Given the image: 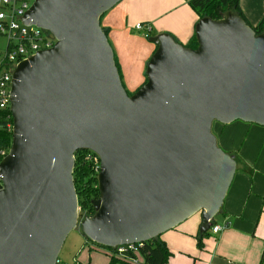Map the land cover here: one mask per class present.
Segmentation results:
<instances>
[{"label": "water", "instance_id": "water-1", "mask_svg": "<svg viewBox=\"0 0 264 264\" xmlns=\"http://www.w3.org/2000/svg\"><path fill=\"white\" fill-rule=\"evenodd\" d=\"M121 0H35L25 25L56 43L17 65L12 139L0 163V264H57L71 231L115 249L142 244L201 215L222 214L237 162L213 123L264 127V24L256 33L231 11L194 27L197 47L168 34L146 82L122 85L100 20ZM100 158L94 213L80 218L74 153Z\"/></svg>", "mask_w": 264, "mask_h": 264}, {"label": "crops", "instance_id": "crops-1", "mask_svg": "<svg viewBox=\"0 0 264 264\" xmlns=\"http://www.w3.org/2000/svg\"><path fill=\"white\" fill-rule=\"evenodd\" d=\"M188 2L121 0L103 15L100 25L107 32L121 82L126 90L134 93L145 82L146 65L156 49L148 38L168 34L183 46L189 42L200 18ZM238 2L247 23L252 27L257 26L264 16V0ZM136 24L147 27V33L137 31ZM252 126L240 121L226 126L213 123L212 131L217 145L229 154L236 153L248 171L241 169L235 173L223 201L222 214L218 216L221 222L214 220L215 225L224 229L215 235L209 231V235L202 241V248L198 247L201 226L199 213L159 237L171 254L166 264L260 263L264 250V154L262 158H255L254 164H251L246 156L248 149L241 150L243 144L239 142L246 135L248 141L255 140L253 151H256L264 138V129ZM77 232L80 237L69 245L63 261L59 262L58 258L59 264H110L111 258L106 251L88 243ZM138 259L139 264H142V259Z\"/></svg>", "mask_w": 264, "mask_h": 264}, {"label": "built area", "instance_id": "built-area-1", "mask_svg": "<svg viewBox=\"0 0 264 264\" xmlns=\"http://www.w3.org/2000/svg\"><path fill=\"white\" fill-rule=\"evenodd\" d=\"M34 2L35 0H0V36L6 41L5 55L0 58V122L12 119L10 91L13 72L17 65L29 60L40 51L53 48L56 43L55 38L48 32L34 25L24 24L23 18ZM135 29L147 33V27L142 24H136ZM6 128L12 132V124H6ZM9 150L10 146L8 148L0 147V163L8 155ZM85 159L97 177L100 171V158L95 153L88 151L85 154ZM78 212L81 219L86 217L80 214V209ZM223 229L222 226L212 225L209 231L215 235ZM142 244L124 245L115 249L103 250L110 257L126 258L131 264H139V247ZM130 255H135L136 258H130Z\"/></svg>", "mask_w": 264, "mask_h": 264}, {"label": "trees", "instance_id": "trees-1", "mask_svg": "<svg viewBox=\"0 0 264 264\" xmlns=\"http://www.w3.org/2000/svg\"><path fill=\"white\" fill-rule=\"evenodd\" d=\"M188 5L199 16L200 19L203 17H207L212 20H217L220 18L221 13H224L226 11H231L236 15L240 16L247 23L240 9L238 0H189ZM263 24H264V16L261 22L257 26L252 27L249 24L248 25L256 33H260ZM103 31L107 36L106 30L103 29ZM185 47L190 49H195L197 47L194 33L191 39L189 40V42L185 45ZM115 65L118 68L116 60H115ZM145 82H146V78H145ZM132 94L133 93L130 94L128 93L129 96ZM0 124H1L0 147L8 148L11 144L12 132L7 130L6 124H12V119H9L5 122L4 121L0 122ZM87 152H88L87 150H79L74 153V169H73V181L77 195L78 207L80 209V214L86 217L91 216L94 213L91 203L92 201L98 199L96 174L92 170L91 165L85 159V154ZM229 155L235 156L237 165L242 169V171H248L247 168L242 163V161L238 158L236 153ZM214 225L215 223L213 221V226ZM208 232L198 237L199 248H202L203 245L202 241L204 238H206L209 235ZM86 241L88 243L95 245L94 243L90 242L87 239ZM95 246L100 247L102 249L110 250L108 248H104L98 245ZM170 256L171 254L167 250L165 243L161 241L159 237L147 241L143 243L141 247H139V257L142 259V264H166ZM110 258H111L110 264H131L126 258L125 259L118 257H110ZM130 258L134 259L136 258V256L130 255ZM259 264H264V250Z\"/></svg>", "mask_w": 264, "mask_h": 264}, {"label": "rangeland", "instance_id": "rangeland-1", "mask_svg": "<svg viewBox=\"0 0 264 264\" xmlns=\"http://www.w3.org/2000/svg\"><path fill=\"white\" fill-rule=\"evenodd\" d=\"M5 39L3 37L0 36V58H2L4 55H5ZM126 90V89H125ZM129 94L132 93V91H128L126 90ZM214 125H216V123H214ZM252 127H255L256 129H264V128H260V127H257V126H252ZM253 128V129H255ZM214 131H212L213 133ZM240 142V145H242L241 150H243L245 148L248 149L247 150V158H248V161L251 163V164H254L255 162V158H262L263 157V154H264V138L263 140L261 141V143L258 145L256 151H253V149L255 150V146L256 144L254 143L255 140H250L248 141V138H246V135H243L241 140H239ZM223 150V149H222ZM225 153H228L227 151L223 150ZM253 151V152H251ZM242 152V151H241ZM239 153L240 154V157H241V154L242 153ZM229 154V153H228ZM252 166V165H251ZM251 168V167H250ZM241 171V168L237 165V170L236 172L239 173ZM215 222L217 223H220L221 222V218L220 217H216L215 219ZM79 236L78 232L77 231H71L68 236L66 237L65 239V242L62 246V249L60 251V255H59V262L63 261L64 260V257L67 256V251H68V247L69 245H71V243L76 240ZM101 249V248H99ZM169 260V259H168ZM168 262V261H167Z\"/></svg>", "mask_w": 264, "mask_h": 264}]
</instances>
